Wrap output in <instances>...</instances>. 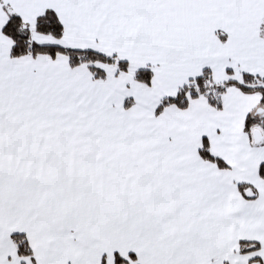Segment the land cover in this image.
<instances>
[{
	"label": "snow or ice",
	"instance_id": "obj_1",
	"mask_svg": "<svg viewBox=\"0 0 264 264\" xmlns=\"http://www.w3.org/2000/svg\"><path fill=\"white\" fill-rule=\"evenodd\" d=\"M0 264H264V0H0Z\"/></svg>",
	"mask_w": 264,
	"mask_h": 264
}]
</instances>
